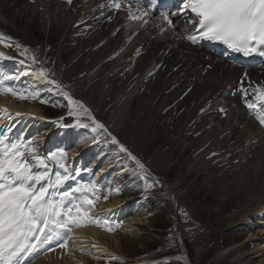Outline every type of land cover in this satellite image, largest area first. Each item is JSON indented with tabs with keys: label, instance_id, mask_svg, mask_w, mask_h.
Instances as JSON below:
<instances>
[{
	"label": "rangeland",
	"instance_id": "obj_1",
	"mask_svg": "<svg viewBox=\"0 0 264 264\" xmlns=\"http://www.w3.org/2000/svg\"><path fill=\"white\" fill-rule=\"evenodd\" d=\"M26 2L32 4L28 0ZM36 3L37 0H34V4L28 8H35ZM24 4V0H0V9L8 17L9 24H14L16 19L26 33L24 38H20L0 25V54L6 53L12 58L23 59L35 65L40 72L43 71L48 80L59 83L65 89L67 76H75L66 89L67 97L62 90L50 85L49 87L59 89L61 95L51 94L43 87L40 93L46 95V103L38 100V105L31 104L42 107L45 113L42 115L52 122L47 127L35 131L36 150L41 152L51 148L47 143L45 131H57L58 128L68 130L73 127L81 129L80 134L92 131L95 124L91 115H94L86 113L84 107L77 106V103L89 102L90 104H87L94 112V117L100 124L106 125L107 131L97 129L94 140L90 143L84 142L83 145L81 142V145H65L63 142L59 144L61 148L67 151L72 149L71 151L77 153L82 166L92 174L112 161L113 165L117 163L119 166L113 167L108 177L100 181L103 194L110 190L109 195L104 194V199H110L111 203L122 201L117 211L105 213L112 219L106 229H111L107 235L113 237L114 241H105L103 249L92 241L76 240L74 244L78 247L88 246L83 250L92 248L87 254H83L84 264H182L177 261L182 256L186 257L188 264H264V216L248 219L249 222L244 218L247 215L244 211L256 199L252 202L251 198L247 199L242 192L235 191L236 185L232 178L240 172L238 164L228 158L213 155L206 158L208 163H204L202 169H193V164H196L194 160L198 158L196 152L201 154L206 149L197 150L200 147V144H197L200 136L194 137V134L198 130L196 129L195 133H184L178 145L171 143L172 139L179 136L187 122L185 115H179L186 108H175L171 101V105L167 104L169 106L161 110L160 104L156 105L161 99L160 94L151 108L145 109L143 106L142 109L149 93L148 89L138 96L136 93L135 101L132 104L130 102L127 109L121 111L119 108L115 116L123 113L122 120L118 121V126H113L116 118L112 123L109 122L115 113L113 106L123 89L124 77L112 73L110 67L109 72H106V69L99 80L93 81L89 90L84 92L80 90L81 86L79 88L75 85L76 81L78 85H86L85 81L79 80V74L87 66L90 57L96 58V62L101 61L103 45L93 52L94 46L100 43L97 37L94 42L89 36L90 33L81 34V27H76L69 30L66 42L59 48L61 41L59 42L57 30L53 29V34L48 35L40 28V22L17 21ZM36 27H39V30L36 31ZM107 65L112 66L111 61ZM97 70L88 77L93 78ZM115 74L119 81L112 78ZM29 78V74L24 75V79ZM100 88L103 90L101 95ZM111 95L113 97L110 98ZM69 98L76 103H70ZM167 110L171 111L163 115ZM25 121L31 120L25 118ZM190 133L192 134L189 136ZM100 142L106 144L101 148L106 152V156L94 151L95 144ZM121 148L125 150L121 151ZM185 150L187 151L183 152ZM41 155L43 154L40 153ZM203 155H199L198 163L204 161ZM217 159H222V163L226 164L225 169H221V162ZM233 166L232 171L230 169ZM151 167L159 174L154 177L159 180L161 189L168 191V187L174 186L178 191V198H171L165 190L156 191L150 182L152 176L148 173ZM215 168L217 170L212 172ZM219 176L221 178H218ZM103 194L100 200H103ZM258 200L264 202V198ZM180 204L188 207L187 215L180 211ZM129 219L139 221L131 224ZM56 256H59V259L67 258L66 254ZM73 262L83 264L76 258H73Z\"/></svg>",
	"mask_w": 264,
	"mask_h": 264
},
{
	"label": "bare ground",
	"instance_id": "obj_2",
	"mask_svg": "<svg viewBox=\"0 0 264 264\" xmlns=\"http://www.w3.org/2000/svg\"><path fill=\"white\" fill-rule=\"evenodd\" d=\"M24 1L23 10H20L17 21L40 22V28L48 35L53 34V29L57 30L60 37L59 42L61 41L59 48H62V44L66 42L69 30L76 27L93 28L96 32L92 41L97 37L99 42H105L101 52V61L96 62V58L90 57L87 66L79 75L81 77L79 80L85 81L98 68H100L99 73L89 84L86 82L85 86L79 84L78 87L81 86L80 90L85 92L88 85L93 84L96 79L99 80L103 72L106 69L109 70L110 67H112V73H118L124 77L123 89L115 100L113 106L115 113L109 123H112L116 118L113 126L116 124L118 126L123 114L115 116L119 108L121 111L127 109L128 104L135 101V94L137 93L138 96L147 89L149 93L142 109L143 106L145 109L151 108L152 103L157 100L160 94L161 99L156 105L160 104L161 110L171 105L169 104L171 101L175 108L185 107L186 109H183L179 115H185L187 122L179 136L172 139L171 143L174 146L178 145L182 141L184 133H195L194 131L197 129L198 131L194 134V137L200 136L197 140L200 147L197 150L206 149L201 153L205 158L200 163L197 161L201 154L196 152L198 158L194 160L196 164H193V169L196 167L202 169L204 163H208L206 158H211L213 155L235 161L240 169L238 175L232 178V182L236 185L235 191L242 192L244 197L251 198L252 202L256 199L244 211L247 213L244 218L248 221L251 218L264 216V202L258 200L264 198V125L257 119L262 109L247 107L242 110L236 102L237 98H230L234 95L239 96L238 101L241 105L247 106L249 102L259 104L256 101V90L264 88V57H261L251 67L242 66L240 63L232 61L229 55L222 50L212 52L204 48L190 47L181 36L180 31H169L160 25L134 28L128 30L126 35L122 30L123 17L117 12L116 7H112L114 3H120L121 0H73L68 8L57 0H37L36 7L33 9L28 8L33 4H28L27 0ZM15 20L14 24L10 25L8 17L0 9V25L17 37L24 38L25 30ZM35 30H39V27H36ZM4 57L10 58L6 55ZM110 61L112 66L107 65ZM13 63H17L15 66H18L21 64V60H15ZM92 65L93 67H91ZM19 70L21 73L17 85L25 82L34 88H48V77L41 75L35 65L25 66V70ZM26 74L30 75L28 80L24 79ZM112 78L119 81L116 79L118 78L116 74ZM120 82L122 83L121 80ZM102 91L100 88V95ZM83 104L85 108H88L86 103ZM118 105L120 106L118 107ZM0 106L6 107L12 113L44 119L45 113L40 106H16L12 103L0 104ZM169 111L171 110L165 111L163 115ZM42 125L44 126L45 122H42ZM19 127L22 128V125ZM34 127L33 124L29 129L32 130ZM45 133L48 140H52L48 132L45 131ZM25 134H28V129H25ZM207 143L209 144L206 145ZM75 159L76 156L71 154L70 160L75 161ZM109 170L110 167L101 169L98 179L107 176ZM216 170L217 168L212 172ZM230 170L233 171L234 166ZM149 172L152 176L150 178L151 185L156 188V191H166L165 188L161 189L159 180L154 177L159 176L158 172L152 167ZM166 192L170 194L171 198L179 197L174 186L168 187ZM121 203L120 200L114 203L112 201V203L103 205L102 210L107 213L115 211ZM179 209L184 215L189 212L188 207L184 204H180ZM248 212H252V214H248ZM138 221L129 219L128 222L135 224ZM187 221L190 220L187 219ZM131 224L129 225L131 226ZM83 234L79 237L91 240L103 249H105V241L114 239L105 233L98 234L92 230ZM78 258L80 262L85 263L84 258ZM45 259H40L36 264H43ZM177 261L182 264L189 262L185 256L180 257ZM46 264L75 263L73 254L70 253L68 259L63 261L56 257H50Z\"/></svg>",
	"mask_w": 264,
	"mask_h": 264
},
{
	"label": "snow or ice",
	"instance_id": "obj_3",
	"mask_svg": "<svg viewBox=\"0 0 264 264\" xmlns=\"http://www.w3.org/2000/svg\"><path fill=\"white\" fill-rule=\"evenodd\" d=\"M115 7L119 9L121 5L116 3ZM129 12L131 19L147 15L135 16L130 9ZM189 12L192 20L186 22L197 21L195 27L202 39L220 41L244 56L264 57V0H184L182 13L187 16ZM164 19L168 20L167 17ZM168 23L172 21L168 20ZM187 38L195 42V36ZM41 75H44L43 71ZM0 94L29 98L11 89H0ZM256 101L259 104L249 102L247 107L262 109L257 119L264 125V88L256 90ZM77 106L83 108L78 103ZM0 111L6 113L7 109ZM92 122L95 124L93 131L103 127L95 120ZM113 142H116L115 138ZM32 143H9L6 137L0 138V264H12L19 253L32 252L55 237L63 238L71 231L70 226L98 223L95 217L88 215L95 201L85 193L91 192L99 198V189L95 185H78L70 191H60L71 179L68 168L60 164L63 172L56 170L54 176L50 174L44 158L33 155L37 150L30 146ZM25 152L29 153L28 157ZM29 159L37 163L32 165ZM49 159H55V156ZM34 167L36 171H33ZM75 193H81L78 203L70 200ZM33 239L37 243H31ZM59 246L66 248L67 240Z\"/></svg>",
	"mask_w": 264,
	"mask_h": 264
}]
</instances>
